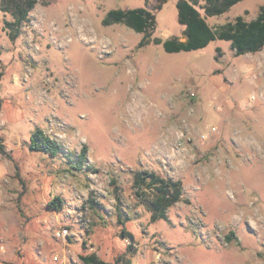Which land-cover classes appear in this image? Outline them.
Returning a JSON list of instances; mask_svg holds the SVG:
<instances>
[{
    "label": "rangeland",
    "instance_id": "1",
    "mask_svg": "<svg viewBox=\"0 0 264 264\" xmlns=\"http://www.w3.org/2000/svg\"><path fill=\"white\" fill-rule=\"evenodd\" d=\"M176 1L46 0L14 41L0 11V264H85L91 253L116 264H264V47L236 55L216 38L168 53L102 23L110 9L144 7L151 37L182 39ZM261 6L241 0L206 21L250 20ZM37 127L66 150L86 144L84 168L31 151ZM137 170L182 181L166 219L151 222L137 201Z\"/></svg>",
    "mask_w": 264,
    "mask_h": 264
},
{
    "label": "trees",
    "instance_id": "2",
    "mask_svg": "<svg viewBox=\"0 0 264 264\" xmlns=\"http://www.w3.org/2000/svg\"><path fill=\"white\" fill-rule=\"evenodd\" d=\"M46 0H0V11L9 14L12 19H3L2 28L7 31L8 38L14 41L20 34L21 27L28 23L29 12L36 3H45ZM167 0H157L156 8L160 9ZM199 0H177V21L184 26L183 38L171 37L162 41L158 37H151L155 29V15L144 7L128 9L114 8L106 12L102 20L104 25L122 23L135 32L142 33L138 47L149 43L162 44L163 50L168 53L191 51L203 48L214 39L228 41L236 55L254 53L264 47V6H261L257 15L245 20L237 15L234 20L227 21L216 27H211L206 16L220 15L241 0H202L199 7L203 9L202 16L197 9ZM1 54V49H0ZM2 98L0 97V111ZM28 148L31 151L41 152L50 157L62 156L72 169L81 170L86 165L87 145L82 144L79 151L66 150L56 139L50 137L41 128H34L30 133ZM0 154H6V146L0 134ZM89 168V166H87ZM132 189L134 195L149 213L151 222L166 219L167 209L183 200V184L179 179L160 175L152 170H137L132 175ZM62 198L53 196L47 206L60 209ZM94 203L91 200V207ZM121 225L120 234L123 238L133 241V234L124 228V221L118 216ZM131 244L127 250L131 249ZM85 264H116L99 258L91 253L81 256Z\"/></svg>",
    "mask_w": 264,
    "mask_h": 264
},
{
    "label": "built area",
    "instance_id": "3",
    "mask_svg": "<svg viewBox=\"0 0 264 264\" xmlns=\"http://www.w3.org/2000/svg\"><path fill=\"white\" fill-rule=\"evenodd\" d=\"M57 234H59V232Z\"/></svg>",
    "mask_w": 264,
    "mask_h": 264
}]
</instances>
